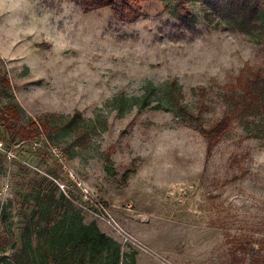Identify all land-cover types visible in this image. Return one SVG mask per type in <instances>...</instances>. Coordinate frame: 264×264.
<instances>
[{"label": "rangeland", "instance_id": "374dc122", "mask_svg": "<svg viewBox=\"0 0 264 264\" xmlns=\"http://www.w3.org/2000/svg\"><path fill=\"white\" fill-rule=\"evenodd\" d=\"M111 1L0 0V109L50 123L21 142L0 122V264L27 241L41 264L38 232L60 220L61 194L126 264L264 259V116L231 118L207 151L165 93L175 82L186 111L211 125L264 68V35L209 21L201 3L183 19L176 0ZM144 96L150 105H132ZM48 194L51 206H37Z\"/></svg>", "mask_w": 264, "mask_h": 264}, {"label": "trees", "instance_id": "16d2710c", "mask_svg": "<svg viewBox=\"0 0 264 264\" xmlns=\"http://www.w3.org/2000/svg\"><path fill=\"white\" fill-rule=\"evenodd\" d=\"M80 2L86 10L114 6L111 0H80ZM193 3L202 4L206 19L209 21L221 24L225 20L228 28L251 38L264 35V17H262L264 0H176L180 17L192 18L191 11L187 7ZM250 75L249 80L239 81L242 92L235 98L231 97V108L207 127L202 126L200 111L195 116L186 111L185 105L181 102L179 89L173 81L166 85V101L169 107L179 112L182 118L185 115L194 117V122L198 123L200 134L206 142L207 151H210L224 136L227 122L231 118L245 119L264 116V68L253 70ZM3 95V97H9L6 93ZM132 101V105L139 106L140 109L150 105L145 96L140 101L138 99ZM152 109L162 108L160 104H156L152 106ZM20 115L19 109L11 104H6L0 109V122L11 141L34 140L50 127L48 121L37 119H29L28 123L22 124ZM77 116L78 114H75L68 125H71ZM60 198L63 208L60 220L54 224L47 221L45 228L40 230L42 232H38L40 236H43V232L45 233L41 244L44 252L41 264H49V261L54 264H126L121 261L119 247L113 240L101 233L94 223L83 224L78 210L72 203L63 194ZM35 202L40 208L44 205L51 206L50 195L37 198ZM26 245L20 254L13 256L12 263L6 264H32L29 252L36 251V248L32 247L30 241H27ZM250 251L252 257L248 263L232 256L231 264H264V259L256 258L253 251ZM129 264H135L132 258Z\"/></svg>", "mask_w": 264, "mask_h": 264}, {"label": "built area", "instance_id": "2783aa9c", "mask_svg": "<svg viewBox=\"0 0 264 264\" xmlns=\"http://www.w3.org/2000/svg\"><path fill=\"white\" fill-rule=\"evenodd\" d=\"M0 151H2V144L0 143Z\"/></svg>", "mask_w": 264, "mask_h": 264}]
</instances>
